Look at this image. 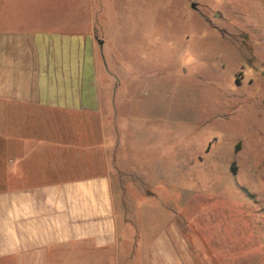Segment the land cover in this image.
Listing matches in <instances>:
<instances>
[{
	"label": "rangeland",
	"instance_id": "1",
	"mask_svg": "<svg viewBox=\"0 0 264 264\" xmlns=\"http://www.w3.org/2000/svg\"><path fill=\"white\" fill-rule=\"evenodd\" d=\"M93 9L99 96L115 112L111 182L134 231L119 264H145L143 242L170 224L192 264H264V0Z\"/></svg>",
	"mask_w": 264,
	"mask_h": 264
},
{
	"label": "crops",
	"instance_id": "2",
	"mask_svg": "<svg viewBox=\"0 0 264 264\" xmlns=\"http://www.w3.org/2000/svg\"><path fill=\"white\" fill-rule=\"evenodd\" d=\"M32 1L0 0V264H119L134 231L111 182L96 0L12 5ZM143 243L145 264H192L176 224Z\"/></svg>",
	"mask_w": 264,
	"mask_h": 264
},
{
	"label": "water",
	"instance_id": "3",
	"mask_svg": "<svg viewBox=\"0 0 264 264\" xmlns=\"http://www.w3.org/2000/svg\"><path fill=\"white\" fill-rule=\"evenodd\" d=\"M101 43H102V42H101L100 40H98V44L101 45Z\"/></svg>",
	"mask_w": 264,
	"mask_h": 264
}]
</instances>
